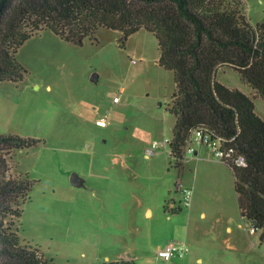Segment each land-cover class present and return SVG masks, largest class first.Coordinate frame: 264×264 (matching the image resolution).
<instances>
[{
    "label": "rangeland",
    "instance_id": "374dc122",
    "mask_svg": "<svg viewBox=\"0 0 264 264\" xmlns=\"http://www.w3.org/2000/svg\"><path fill=\"white\" fill-rule=\"evenodd\" d=\"M242 1L250 23L264 25V0ZM159 59L158 41L146 30L124 44L121 32L104 28L82 44L44 30L18 51L25 80L0 82V135L41 141L11 156L10 174L35 182L20 236L53 264H168L157 248L185 226L204 264H264L262 231L253 234L241 216L233 172L215 175L191 163L185 174L168 145L148 154L155 142L172 139L176 122L169 111L175 75ZM216 81L254 95L234 69L218 71ZM255 106L264 120L263 100ZM100 118L107 127L97 126ZM73 173L84 187L70 183ZM164 200L177 208L168 211L180 225L174 229L159 214Z\"/></svg>",
    "mask_w": 264,
    "mask_h": 264
},
{
    "label": "trees",
    "instance_id": "16d2710c",
    "mask_svg": "<svg viewBox=\"0 0 264 264\" xmlns=\"http://www.w3.org/2000/svg\"><path fill=\"white\" fill-rule=\"evenodd\" d=\"M244 11L242 0H7L0 11V82L25 80L18 51L44 30L75 44L100 28L121 32L123 44L141 30L153 34L159 65L175 75L168 148L177 168L193 130L233 139L230 145L246 159L244 167L227 164L241 216L264 239V120L255 111V101L264 102V25L253 26ZM226 68L238 71L254 95L217 82ZM40 143L0 135V264H53L20 236L35 182L10 174L12 154Z\"/></svg>",
    "mask_w": 264,
    "mask_h": 264
},
{
    "label": "built area",
    "instance_id": "2783aa9c",
    "mask_svg": "<svg viewBox=\"0 0 264 264\" xmlns=\"http://www.w3.org/2000/svg\"><path fill=\"white\" fill-rule=\"evenodd\" d=\"M114 102H119V97L114 98ZM97 125L100 127L107 126V120L101 119L97 121ZM233 139L227 140L222 137L214 135L212 131L207 128H198L191 132L184 149V155L195 154V145L205 146L213 158L236 167L246 166V159L230 145ZM169 144L168 140L162 143L155 142L151 149H148V154L154 152L159 146H166ZM184 205L189 207L191 205V192L185 190L184 192ZM256 232L252 229V233ZM189 246L184 241H174L168 243L158 251V257L169 262L174 258H183L189 253Z\"/></svg>",
    "mask_w": 264,
    "mask_h": 264
},
{
    "label": "crops",
    "instance_id": "0c3cea01",
    "mask_svg": "<svg viewBox=\"0 0 264 264\" xmlns=\"http://www.w3.org/2000/svg\"><path fill=\"white\" fill-rule=\"evenodd\" d=\"M41 38L43 39V36ZM220 71H223V70H220ZM5 101H8V100H5ZM255 111H256V106H255ZM10 114L11 113H7L5 115V119L10 120L11 119ZM256 114L260 118H262L257 113V111H256ZM100 119H103V118H100ZM100 119H98L97 121H99ZM97 121H96V124H97ZM107 124H108V122H107ZM101 128H105V127H101ZM194 147H195V151H196L195 154H193V155H185L184 156L183 166L180 169L185 171V174H186V171L188 169V165L191 164V163H193L196 166V169L204 170V171H207V170L210 169V170L213 171V173L215 175H218V174L224 175V174H226L227 171L228 172H233V170L230 168V166H228L227 164H225L223 162H219V161L215 160V158H213V156L211 155V153L209 152V150L205 146L195 145ZM234 179H235V176H234ZM85 183L86 182L84 180V185H85ZM180 187H181V185H180ZM164 203L165 204L167 203V205H169V207H166L167 205H165ZM164 203H162L161 207L159 208V214L161 216H163V218H165V221L169 220L170 225L173 227V229H174V227L180 226L179 224L176 226L175 223L170 221L173 218V215L170 214L169 212H174V214H175V212L177 211V208L175 207V204L169 203V200H164ZM145 215L148 216L150 219H152L153 216H154V210L152 208H147L145 210ZM168 216H170V218L167 219ZM201 216L202 217H206V214L203 212V213H201ZM182 220H184V219H182ZM239 227L241 228L240 225H239ZM182 228H184V226H182ZM227 232H228L229 235H231L233 233V228L228 226L227 227ZM255 233L256 232H254L253 234H255ZM174 241H184V242H186L188 244V227L187 226H185V230L184 231L183 230L182 231H178L177 234L173 235L171 238H168L163 244L159 245L158 248H157V253L165 245H167L168 243L174 242ZM226 241H228V239H226ZM188 246H189V249H190V245H188ZM157 253L155 254L156 256H158ZM193 258L196 259V262L198 264H204L205 263V258L202 255V253L200 251H198L193 244H191V250H189V253L185 257L179 258V259L181 260V262L183 264H192ZM173 260H171L169 262L166 261V262L168 264H170ZM129 261L133 262V259H130ZM225 261H226V259L224 261L222 260L221 262L218 261V263H216V264H223ZM208 262L209 261H207V264H208ZM236 264H239L238 261H236Z\"/></svg>",
    "mask_w": 264,
    "mask_h": 264
},
{
    "label": "water",
    "instance_id": "95a60500",
    "mask_svg": "<svg viewBox=\"0 0 264 264\" xmlns=\"http://www.w3.org/2000/svg\"><path fill=\"white\" fill-rule=\"evenodd\" d=\"M7 0H1L0 2V11L2 10L5 2ZM83 37L79 38V41H82ZM70 183L74 186V187H84V179H82L78 174L73 173L70 177ZM170 264H176L174 261H172Z\"/></svg>",
    "mask_w": 264,
    "mask_h": 264
}]
</instances>
